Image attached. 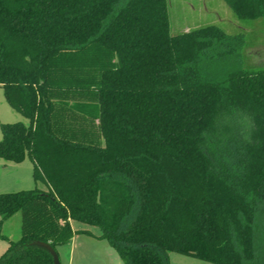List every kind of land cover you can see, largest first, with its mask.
Segmentation results:
<instances>
[{
  "label": "trees",
  "instance_id": "obj_1",
  "mask_svg": "<svg viewBox=\"0 0 264 264\" xmlns=\"http://www.w3.org/2000/svg\"><path fill=\"white\" fill-rule=\"evenodd\" d=\"M243 39L172 34L168 0H0V85L29 119L2 125L0 159L47 185L0 193L1 220L23 214L0 264H55L40 242L58 252L72 221L124 264H264V66Z\"/></svg>",
  "mask_w": 264,
  "mask_h": 264
},
{
  "label": "rangeland",
  "instance_id": "obj_2",
  "mask_svg": "<svg viewBox=\"0 0 264 264\" xmlns=\"http://www.w3.org/2000/svg\"><path fill=\"white\" fill-rule=\"evenodd\" d=\"M170 29L172 34L181 33L190 29L216 24L222 27L228 33H244L242 53L243 65L249 68L264 66V18L258 19H239L226 0H168ZM23 121L28 124L29 119L20 111L13 108L9 103L4 88L0 85V140L3 139L2 125ZM33 162L29 156H26L20 162L18 171H7L0 168V193L16 192L23 189H47L43 180L34 179ZM13 178L17 177L20 183L11 185L7 180L9 173ZM23 214L16 212L9 218L1 220L0 235L3 238L6 235H14L18 239L22 235ZM77 226L95 228L84 223L76 222ZM63 264H66L65 252H62ZM170 264H180L176 258L183 257L180 253H170ZM193 258V257H192ZM195 264H214L197 258L189 259ZM98 264H101L99 262ZM116 264H119L116 262ZM120 264H123L122 261ZM193 264V263H191Z\"/></svg>",
  "mask_w": 264,
  "mask_h": 264
},
{
  "label": "crops",
  "instance_id": "obj_3",
  "mask_svg": "<svg viewBox=\"0 0 264 264\" xmlns=\"http://www.w3.org/2000/svg\"><path fill=\"white\" fill-rule=\"evenodd\" d=\"M19 165L20 163L8 162L0 159V168L10 172L18 171ZM10 172L8 173L9 176H7V180L10 181V184L13 186L15 185L14 183H20L21 180L17 177L13 178ZM76 222L77 221H72V226L74 230L77 231L73 238L68 243L59 245L57 248L62 264L64 263L62 255L63 251L66 254V264H98L99 262H101V264H116V262L119 264L121 263L122 260L116 250L111 247L105 239L99 237L101 235V230L77 226ZM85 230H89L91 234L85 232ZM9 240L17 239H15L14 235H6L4 238H0V257L7 251L10 244ZM192 257L193 256L185 255L183 257L176 258V260L180 264H195L193 261L189 260L195 258Z\"/></svg>",
  "mask_w": 264,
  "mask_h": 264
},
{
  "label": "water",
  "instance_id": "obj_4",
  "mask_svg": "<svg viewBox=\"0 0 264 264\" xmlns=\"http://www.w3.org/2000/svg\"><path fill=\"white\" fill-rule=\"evenodd\" d=\"M40 244L47 247L50 250V252L52 253L54 257L55 264H62L59 253L51 245L43 243V242H40Z\"/></svg>",
  "mask_w": 264,
  "mask_h": 264
}]
</instances>
